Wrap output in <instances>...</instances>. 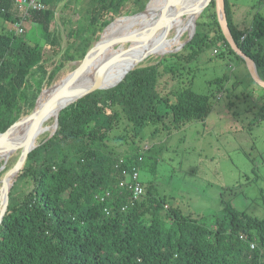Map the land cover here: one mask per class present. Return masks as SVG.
I'll list each match as a JSON object with an SVG mask.
<instances>
[{
  "label": "trees",
  "instance_id": "16d2710c",
  "mask_svg": "<svg viewBox=\"0 0 264 264\" xmlns=\"http://www.w3.org/2000/svg\"><path fill=\"white\" fill-rule=\"evenodd\" d=\"M41 1L45 8L30 11L22 33L0 26V133L32 114L40 93L59 82L75 59L72 50L87 52L132 3L147 6L146 0H91L85 15L67 30L63 46L58 27L60 20L66 25V18L59 15L67 7L75 10L79 0ZM15 2L0 0V19L21 20ZM209 2L184 35L183 50L168 54L175 61L152 58L103 89L79 87L61 95L56 131L36 138L7 192L0 183V264H264V216L227 202L208 224L168 205L155 181L140 177L143 193L135 198L127 178L139 174L144 154L122 155L110 143L128 142L131 130L135 140L149 123L162 122L157 132L208 116L212 94L185 86L163 95L158 87L162 66L181 76L184 65L176 61L191 62L217 40L235 52L222 31L215 0ZM233 6V0H225L232 36L264 78V16L257 13L253 26L243 30ZM27 21L42 28L51 53L26 37ZM261 111L264 118V102ZM18 159L0 171V180ZM23 181L31 184L29 190L19 188Z\"/></svg>",
  "mask_w": 264,
  "mask_h": 264
},
{
  "label": "rangeland",
  "instance_id": "374dc122",
  "mask_svg": "<svg viewBox=\"0 0 264 264\" xmlns=\"http://www.w3.org/2000/svg\"><path fill=\"white\" fill-rule=\"evenodd\" d=\"M90 1L79 0L75 10L74 7H67L59 15L66 18V25L60 20L58 27L63 46L68 43L67 30L75 27L76 21L85 15ZM146 1L148 4L150 0ZM208 2L209 0L158 2L153 7L156 16L164 15L175 7L179 8V12L152 21L134 66L142 61L150 63L152 58L159 57H165V62L175 61L176 58L168 54L172 50H183L184 35L190 32L193 21L203 14ZM233 4L234 20L243 30L253 26L257 13L264 16V0H233ZM128 9L126 14L102 30L87 52L76 53V49L72 50L75 59L68 64L56 84L63 83L66 77L86 64L89 52L92 64L81 74L79 81L109 75L118 70L123 56L141 27L145 8L140 9L138 4L132 3ZM139 12L133 19L127 18ZM82 22H85V18ZM0 26L12 31L16 28L15 23L8 20L5 22L3 19H0ZM25 26L26 37L34 38L41 46L46 47L42 28L30 21L25 22ZM217 41L189 63L184 59L177 60L176 62L184 65L183 68L180 67L181 76H174L161 67L158 87L161 94L165 95L185 86L212 94L213 105L205 119L193 120L174 129L160 128L157 132L154 129L162 125V122L149 123L135 140L132 139L134 131L131 130L128 142L110 141L122 155L138 152L144 154L145 159L139 171L140 180H154L156 190L166 196L168 205L179 206L185 214H192L208 224L214 216L222 213L227 202L236 209H246L252 214L264 216V118L261 111L264 86L253 78L244 58L228 50L222 41ZM47 50L50 53L53 51L50 46L46 47V54ZM256 68L264 80L257 65ZM91 71L94 74L90 75ZM225 75L227 78L223 79ZM163 106L164 103L161 110H164ZM53 119V113L50 112L41 125V128L45 126L48 129L40 135L56 131ZM27 124L25 122L12 129L20 132ZM121 129L118 131H123ZM12 138L13 143L18 140L17 137ZM21 149L20 147L8 155L6 165H11L20 157ZM0 162L4 164V160ZM19 188L29 190L31 184L23 181Z\"/></svg>",
  "mask_w": 264,
  "mask_h": 264
},
{
  "label": "water",
  "instance_id": "95a60500",
  "mask_svg": "<svg viewBox=\"0 0 264 264\" xmlns=\"http://www.w3.org/2000/svg\"><path fill=\"white\" fill-rule=\"evenodd\" d=\"M215 2H216V10L218 14V19H219L222 31L227 41L229 42L231 47L235 50V52L245 59L247 66L249 68V71L252 74L253 78L259 84L264 86V80L258 74L255 61L239 48V46L236 44L232 36L231 30H230V27L227 21L225 0H215ZM132 39L133 38H128V40H132ZM92 61H91L90 52H89L86 56V61H85L86 64L82 65L80 69L74 71L70 76L66 77V79L63 81V84L59 87L58 91L55 94H53L50 98H48L47 102L44 104L43 107L38 108V101L44 91H42L41 94L39 95L36 101L35 108L30 116H27L23 120L14 123V125H12L7 131L0 133V153L1 152H15V150L19 149L20 147L22 148L21 154H20V157L17 163L0 180V183L3 184V187L6 190V192L8 191V188H9L8 181L11 178H13L17 174V172L22 168L28 153L32 150L33 142L36 136L40 132L42 122L45 120V118L48 116L50 112L57 110V108L60 106V102H59L60 96L73 84V82L86 70V68H88L92 64ZM52 87H49L48 89ZM53 118H54L53 126L57 127L58 126V113L54 115ZM25 122H28L29 129H28V136L26 140L24 141V143L18 144V143L11 142L9 139H10V132L12 128L16 125H20ZM54 132L55 131H53V133ZM53 133H51V135ZM0 160H4V164L0 167V171H2L6 167L7 159L3 158L0 155ZM3 211L1 212L0 219L2 217V214L4 213Z\"/></svg>",
  "mask_w": 264,
  "mask_h": 264
},
{
  "label": "bare ground",
  "instance_id": "6f19581e",
  "mask_svg": "<svg viewBox=\"0 0 264 264\" xmlns=\"http://www.w3.org/2000/svg\"><path fill=\"white\" fill-rule=\"evenodd\" d=\"M163 1L164 0H150L149 3L147 4V6L145 7V10H144V13H143V17H142V21H141V27L138 30L136 36L134 37V40H133L130 48L128 49V51L123 56V58L121 60V64H120L118 70H116L112 74L104 75V76L100 75L101 77H97V78H94V79H91V80L79 81L78 79L82 76V75H80L67 90L73 89V88H79V87H83V88H103V87H107L110 84L114 83L117 79H119L122 76H124L129 71V69L134 67L136 59L139 56V54L141 53L144 38H145V36H146V34L148 32L149 25L152 23V21H154L155 19H158V18L167 17V16H169V15H171L173 13L179 12V8L174 6L175 8L170 9L164 15H161V14H160L161 16L154 15L155 11H154L153 7L158 2H163ZM25 4H27V2L19 3L17 0L15 2V5L18 6L20 9H22L20 6H23ZM40 6L43 9L45 8V5L43 4V2L40 4ZM32 10H41V9H32ZM158 12L159 11H157V13ZM30 16H31V13L26 14L25 12H23V9H22L21 20L18 23H16V28H15L16 31H19L18 34L23 32V27L21 25H22L23 21L26 20L27 18H29ZM62 84L63 83H59V84L55 85L54 87H52L50 89H46L42 93L40 98H39L38 108L41 107V104L43 103V101L46 98L51 97L53 94H55ZM52 113H53V116L56 115L58 113V108H57V110L52 111ZM28 129H29V124H27L26 128L23 129L20 132H15L14 129H12L11 132H10V137H17L18 138V140L16 142H14V143L23 144L24 141L26 140L27 136H28ZM47 129L48 128L45 127V126L42 127L40 129L39 134L36 137H38L41 133L47 131ZM10 153L11 152H3L1 156L3 158L7 159L8 155Z\"/></svg>",
  "mask_w": 264,
  "mask_h": 264
},
{
  "label": "built area",
  "instance_id": "2783aa9c",
  "mask_svg": "<svg viewBox=\"0 0 264 264\" xmlns=\"http://www.w3.org/2000/svg\"><path fill=\"white\" fill-rule=\"evenodd\" d=\"M19 3L22 2H27V4L20 6L23 9V12H25L26 14L30 13V11L32 9H43L40 4L42 3L41 0H17ZM24 28V22L21 25ZM19 32V31H17ZM21 32V31H20ZM124 161V158H121L120 162L122 163ZM139 174L137 171L133 172L132 175H129V177L127 178L128 184H129V188L132 189L133 191V196L135 198L139 197L142 195L143 193V187L141 185V183L138 180ZM107 195L110 194L109 191L106 192ZM101 199L103 200L104 198L101 197ZM107 211V213H109V210L105 209Z\"/></svg>",
  "mask_w": 264,
  "mask_h": 264
},
{
  "label": "crops",
  "instance_id": "0c3cea01",
  "mask_svg": "<svg viewBox=\"0 0 264 264\" xmlns=\"http://www.w3.org/2000/svg\"><path fill=\"white\" fill-rule=\"evenodd\" d=\"M233 10H234V9H233ZM234 15H235V12H234ZM11 155H12V154H11ZM11 155H10V156H11Z\"/></svg>",
  "mask_w": 264,
  "mask_h": 264
}]
</instances>
